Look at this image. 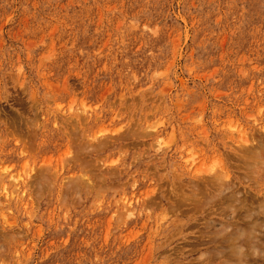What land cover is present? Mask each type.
<instances>
[{
  "label": "rangeland",
  "instance_id": "obj_1",
  "mask_svg": "<svg viewBox=\"0 0 264 264\" xmlns=\"http://www.w3.org/2000/svg\"><path fill=\"white\" fill-rule=\"evenodd\" d=\"M0 264H264V0H0Z\"/></svg>",
  "mask_w": 264,
  "mask_h": 264
},
{
  "label": "bare ground",
  "instance_id": "obj_2",
  "mask_svg": "<svg viewBox=\"0 0 264 264\" xmlns=\"http://www.w3.org/2000/svg\"><path fill=\"white\" fill-rule=\"evenodd\" d=\"M16 181H17V184L19 183V177L20 176H14V175H11ZM6 189V188H5ZM211 197V196H210ZM243 200V199H242ZM226 203H228V202H226ZM245 205V204H244ZM242 207V206H241ZM262 207V206H261ZM238 208V207H237ZM259 221V220H258ZM233 223H235V222H233ZM241 225H243V224H241ZM251 228V227H250ZM246 229V228H245ZM229 233V232H228ZM231 235H232V233H231ZM229 237V236H228ZM252 237V236H251ZM244 238H246V237H244ZM248 238V237H247ZM230 239H232V238H230ZM251 239V238H250ZM231 243V242H230ZM243 244V243H242ZM226 245V244H225ZM231 245V244H230ZM235 245V244H234ZM255 246V245H254ZM226 256V255H225Z\"/></svg>",
  "mask_w": 264,
  "mask_h": 264
}]
</instances>
